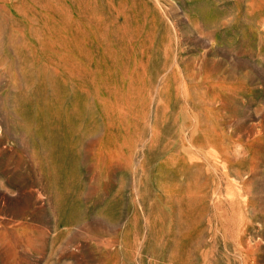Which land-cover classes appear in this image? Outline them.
<instances>
[{"label": "rangeland", "instance_id": "1", "mask_svg": "<svg viewBox=\"0 0 264 264\" xmlns=\"http://www.w3.org/2000/svg\"><path fill=\"white\" fill-rule=\"evenodd\" d=\"M0 264H264V0H0Z\"/></svg>", "mask_w": 264, "mask_h": 264}]
</instances>
